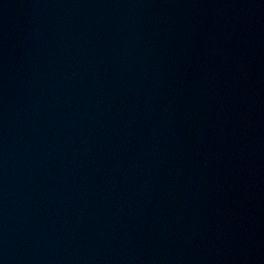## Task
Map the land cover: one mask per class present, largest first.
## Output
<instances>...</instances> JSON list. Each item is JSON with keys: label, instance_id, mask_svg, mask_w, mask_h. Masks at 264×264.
Wrapping results in <instances>:
<instances>
[{"label": "water", "instance_id": "95a60500", "mask_svg": "<svg viewBox=\"0 0 264 264\" xmlns=\"http://www.w3.org/2000/svg\"><path fill=\"white\" fill-rule=\"evenodd\" d=\"M0 264H264V0H0Z\"/></svg>", "mask_w": 264, "mask_h": 264}]
</instances>
